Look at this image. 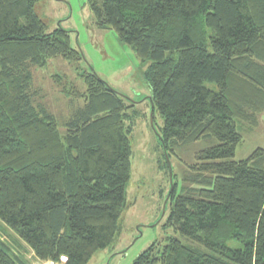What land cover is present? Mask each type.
Instances as JSON below:
<instances>
[{"label":"trees","instance_id":"16d2710c","mask_svg":"<svg viewBox=\"0 0 264 264\" xmlns=\"http://www.w3.org/2000/svg\"><path fill=\"white\" fill-rule=\"evenodd\" d=\"M41 1L0 0V223L40 261L88 264L120 235L132 126L121 96L81 68L71 31H48L35 12ZM87 4L96 28L112 29L147 64L161 151L172 158L216 143L186 164L181 186L171 178L174 237L132 264H264V149L234 159L237 129L264 115V0ZM52 59L72 65L85 88L54 76L70 102H83L62 122L33 88L32 70ZM0 264H26L1 235Z\"/></svg>","mask_w":264,"mask_h":264},{"label":"rangeland","instance_id":"374dc122","mask_svg":"<svg viewBox=\"0 0 264 264\" xmlns=\"http://www.w3.org/2000/svg\"><path fill=\"white\" fill-rule=\"evenodd\" d=\"M35 12L49 32L59 26L71 31V44L84 58L81 68L102 79L128 107L126 114L129 120L125 125L132 126L129 136L131 173L126 188L127 205L119 221L120 235L111 248L95 253L88 264H132L153 243L164 244L167 238L174 237L172 229L166 227L171 209L168 201L162 215L170 180L168 168V172L161 170L160 164L165 162L167 166V159L171 178L174 176L175 182L177 175L176 184L179 187L181 181L178 176L185 170L186 164L193 162L196 153L216 143H197L177 152L176 157L168 158L159 147L157 133L158 128L163 127V120L156 110L152 115L150 111L151 91L143 78L147 64L137 59L128 46L121 44L112 29L96 28L87 0H42L36 5ZM32 76L33 88L40 95L36 103L42 104L59 122L68 116L70 108L83 103L70 102L60 92L65 81L73 82L81 93L85 90L74 67L62 59L49 60L44 68L33 69ZM54 76L62 77L60 87ZM237 131L243 141L235 150L236 161L247 158L258 148L264 149V115L256 128H238ZM164 154L167 157L165 160ZM0 235L10 241L13 253L26 264L65 263L64 260L51 262L34 258L33 252L1 223Z\"/></svg>","mask_w":264,"mask_h":264},{"label":"water","instance_id":"95a60500","mask_svg":"<svg viewBox=\"0 0 264 264\" xmlns=\"http://www.w3.org/2000/svg\"><path fill=\"white\" fill-rule=\"evenodd\" d=\"M150 103H151V101H150ZM151 106H152V104H151ZM151 115H152V111H151ZM150 119H151V117H150ZM166 163H167V168H168V171H169V180H170V184H171V168H170L169 163L167 162V159H166ZM171 190H172V188L170 189V191ZM167 201H168V196H167V198L165 199V202H164V206H163V209H162V215L165 213V206H166Z\"/></svg>","mask_w":264,"mask_h":264},{"label":"clouds","instance_id":"9594fccd","mask_svg":"<svg viewBox=\"0 0 264 264\" xmlns=\"http://www.w3.org/2000/svg\"><path fill=\"white\" fill-rule=\"evenodd\" d=\"M171 187H172V181H171V185H170ZM171 187H170V189H171ZM170 191V190H169ZM165 209H166V206H165ZM66 261L64 258H62V260L61 261Z\"/></svg>","mask_w":264,"mask_h":264}]
</instances>
